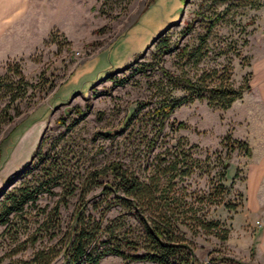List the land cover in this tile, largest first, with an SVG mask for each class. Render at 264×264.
Listing matches in <instances>:
<instances>
[{
    "label": "rangeland",
    "instance_id": "1",
    "mask_svg": "<svg viewBox=\"0 0 264 264\" xmlns=\"http://www.w3.org/2000/svg\"><path fill=\"white\" fill-rule=\"evenodd\" d=\"M22 1L23 10L9 0V16L0 18V210L2 191L44 182L52 163V176L60 174L58 181L49 183L55 194L41 193L37 205L28 208L33 220L56 205L63 188L79 187L89 172L111 161L139 170L146 162L153 167L156 153L165 146L184 148L197 167L177 187L185 193L186 207L196 211L181 215L187 225L179 228L192 242L197 263L264 264L257 248V223L264 213L246 208L260 201L264 211V174L259 176L252 167L264 153V107L259 101L264 0ZM215 16L221 19L212 26ZM161 38L168 42L162 49ZM197 46L198 60L183 55V49ZM18 70L25 76L27 84L20 88L26 93L8 107L6 84L19 79ZM164 70L192 80L211 75L207 82L229 74L243 91L228 109L209 105L204 97L184 102L166 122L156 151L148 152L157 131L149 113L166 98L191 94L172 86ZM179 122L186 128H177ZM238 140L247 142L249 156L231 147ZM20 172L23 175L17 176ZM221 198L234 208L212 203ZM77 199L70 196L65 205L60 203L63 232ZM124 212L116 208L106 218ZM200 217L217 225L207 231L199 226ZM126 218L118 221L125 223L122 230L138 234L139 225ZM14 221L18 224L0 225V264L28 260L39 248H59L57 237L37 231L38 223ZM29 235L38 236V241H29ZM51 264H63L62 255ZM99 264L158 263H127L107 255Z\"/></svg>",
    "mask_w": 264,
    "mask_h": 264
},
{
    "label": "trees",
    "instance_id": "2",
    "mask_svg": "<svg viewBox=\"0 0 264 264\" xmlns=\"http://www.w3.org/2000/svg\"><path fill=\"white\" fill-rule=\"evenodd\" d=\"M256 1L259 0H245L252 4ZM220 19V16H215L211 25H215ZM160 41L161 49L168 46L166 39ZM182 53L198 60L200 46L191 50L183 49ZM17 72L19 79L16 82L11 79L6 84L8 107L14 105L26 93V88H20L21 83L27 84L25 76L21 71ZM164 74L169 78L172 86L186 89L191 94L189 97L179 100L166 98L149 113L150 118L155 121L157 131L149 140L148 152L156 151L159 136L166 122L174 110L184 102L192 100L194 97H204L209 105L228 109L242 96L243 88L235 87L229 74L218 75L210 82H207V78H211V75L207 77L202 75L198 79L192 80L190 77L176 75L167 70H164ZM212 74H217V71L213 70ZM121 83H124V80ZM135 113L136 110L128 119V123ZM9 118L12 119V116ZM128 123L125 124V127ZM186 126L185 123L179 122L177 128H186ZM231 147L244 149L248 156L251 153L247 142L241 140L233 142ZM191 157L192 155L187 154V150L184 148L165 146L162 151L156 153L154 159L156 163L153 164V167L146 162L143 167L137 170L125 166L121 161H111L89 172L79 187L63 188L62 198L49 212L42 210L41 213L45 212L46 215L40 220H33L34 217L28 208L37 205L41 193L55 194L49 185L59 179L60 174L52 176L56 167L55 163L48 166L45 175L48 178L44 182L29 184L11 191H2L1 195L4 200L0 210V225L18 224L17 221H14L17 218L20 219V222L23 221L27 224L38 223L37 231H45L46 235H50V239L57 237L60 244L59 248L54 245L36 249L28 260H22L17 264H51L59 254L63 257V264H99L107 255L120 256L127 263L149 261L158 264H199L194 255L192 242L179 228L180 225H187L184 220H181V215H184L189 209L196 211L192 206L191 208L186 207L189 203L184 200L185 193H179L177 187L178 181L190 176L197 167V163L194 164ZM52 166L54 168H51ZM224 168H227V162L224 164ZM58 172L59 170H57ZM19 175H23V172L17 176ZM223 175L225 177L226 173ZM47 185L48 187L44 188ZM96 187H100V190L98 194L94 195L92 192ZM70 196H77L78 201L72 220L63 232L60 203L65 205L66 197ZM212 203L234 208L232 204L224 202L223 198L214 200ZM116 208L124 210V215L106 218L107 214ZM94 212L100 213V217L94 215ZM126 217L132 218L139 225L138 234L122 230L121 227L125 223L119 224L118 221ZM197 220L199 226L207 231L217 225L216 222H208L203 217ZM129 222V220L126 221L131 229ZM60 233L62 234L59 236ZM226 237L225 235L222 238L226 239ZM28 238L32 243L38 241V236L29 235ZM234 262L247 264L240 261Z\"/></svg>",
    "mask_w": 264,
    "mask_h": 264
},
{
    "label": "crops",
    "instance_id": "3",
    "mask_svg": "<svg viewBox=\"0 0 264 264\" xmlns=\"http://www.w3.org/2000/svg\"><path fill=\"white\" fill-rule=\"evenodd\" d=\"M8 3H9V0H0V18L2 17L1 18L2 21L6 20L8 18V16H9V15H7L9 13L8 11L9 10L11 11V9H10L11 5H9ZM15 3H17L16 8L19 6L18 8L22 9V10L26 6L25 2L23 4L22 0H14V4ZM18 3H20V4H18ZM4 15H6L7 17L3 18ZM2 24H0V25H2ZM3 28H4V26H0V30H2ZM260 85L261 86H260V91L259 92H260L261 95L259 97V101L262 102L263 107H264V76L261 79ZM260 137H261V139L264 140V130L261 132V136ZM257 158H258V160L255 161V163L253 164L252 167L256 170V172H257V174L259 176H262L264 174V153L259 155V157H257ZM251 203L247 204V206H246L247 210H248V207H254V208L256 207L257 210H254L253 212H255V213H260L261 212L262 214L264 213V211H262L260 209L261 207H263V204H261L260 201L258 202V204H256L257 206L253 202H251ZM263 215H262V217H264ZM250 217H252V216H250ZM257 227H258V231H259V235H258L259 242H258L257 248H258L259 255H261V257L264 260V218H263L262 222L259 221L257 223Z\"/></svg>",
    "mask_w": 264,
    "mask_h": 264
},
{
    "label": "water",
    "instance_id": "4",
    "mask_svg": "<svg viewBox=\"0 0 264 264\" xmlns=\"http://www.w3.org/2000/svg\"><path fill=\"white\" fill-rule=\"evenodd\" d=\"M9 185H10V184H9ZM9 185H8V186H9ZM8 186H7V187H8Z\"/></svg>",
    "mask_w": 264,
    "mask_h": 264
}]
</instances>
